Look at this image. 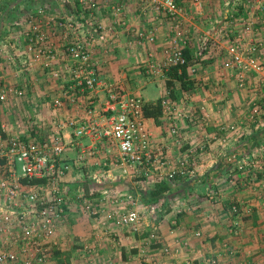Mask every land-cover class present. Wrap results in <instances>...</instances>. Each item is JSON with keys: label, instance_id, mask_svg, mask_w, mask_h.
<instances>
[{"label": "crops", "instance_id": "0c3cea01", "mask_svg": "<svg viewBox=\"0 0 264 264\" xmlns=\"http://www.w3.org/2000/svg\"><path fill=\"white\" fill-rule=\"evenodd\" d=\"M78 2H1L0 40L5 46L0 49V83L26 87L28 91L22 99L11 96V101L0 108L11 133H30L26 120L31 116L33 128L41 130L39 138L45 139L59 117L66 115L65 109L60 115L54 107V100L63 94L65 81L53 76L52 69L45 66V56H35L26 49V32L39 23L48 44L60 55L51 66L59 67L66 56L62 38L49 17L56 13L82 16ZM200 2L182 0L181 28L187 42L179 40L191 60L187 71L194 86L184 90L181 82H176L179 98H187L188 110H192L188 117L181 118V133L188 140L187 146L204 148L200 175L173 180L159 174L124 178L117 167L110 165L115 149L108 151L99 144L95 145L97 153L91 154L89 149L95 141L76 138L70 127L65 128L64 155L71 164L63 183L67 211L44 264H264V173L255 176L250 168L236 169L223 157L221 145L225 135L229 150L240 155L264 145V115L256 123L249 118L253 101L264 98V71L249 72L246 86L241 87L235 71L224 66L231 59L228 47L237 38L248 47L256 44L264 58V0ZM146 3L101 0L94 11L96 20L119 34L94 46L93 54L105 81L143 96L146 102H157L164 96L173 98L166 85L168 72L164 77H151L145 71L149 63L166 60L175 22L166 17L156 20ZM249 22L251 31H246ZM154 27L155 42L140 39L138 31ZM205 40L207 45L202 48ZM28 57L32 62L24 70L23 61ZM27 79L29 86L25 84ZM99 93L105 98L104 89ZM74 111L70 109L67 115L74 116ZM147 124L158 141L168 137V125L162 116L147 117ZM232 124L235 129L227 127ZM178 149L176 145L169 149L173 161L180 155ZM163 179L170 183V190L157 202H146L145 194ZM106 189L108 194L104 193ZM233 205L239 211L231 209ZM118 207L122 211L115 214ZM131 214L133 220L142 217L138 230L121 221V217ZM166 247L174 252L166 253ZM215 258L217 262L213 263Z\"/></svg>", "mask_w": 264, "mask_h": 264}, {"label": "built area", "instance_id": "2783aa9c", "mask_svg": "<svg viewBox=\"0 0 264 264\" xmlns=\"http://www.w3.org/2000/svg\"><path fill=\"white\" fill-rule=\"evenodd\" d=\"M100 1L79 0L82 16L77 13L76 16L49 17V23L62 38L63 55L66 56L59 67L51 66L60 55L48 44V36L39 23L32 24V31L26 32L29 41L26 49L35 56H45V66L52 69L54 77L65 81L63 94L54 100V107L60 115L65 109L66 115L59 117L47 138L41 139V130L33 129L35 125L27 130L30 133H11L0 113V264H44L52 250L54 236L66 215L68 196L63 183L71 169L64 155L67 148L64 131L67 127L72 129L76 138L95 141L92 149H89L91 154L97 153L95 145L98 147L99 144H103L108 151L115 149L116 155L110 165L117 167L124 178L159 174L173 180L177 177L195 179L200 175L199 160H202L204 148L198 150L187 146L188 140L180 128L181 118L192 113V110H188L187 98L164 96L161 99V116L167 122L168 137L160 142L147 124L144 111L147 102L144 97L102 77L93 48L119 33L96 20L94 11ZM189 1L201 4L200 0ZM146 5L155 12L156 20L166 17L175 22L166 60L163 63H149L146 75L164 77L172 66L190 65L191 60L179 42H187L181 28V15L184 12L182 0H147ZM39 12L44 13L43 10ZM261 12L264 16V6ZM251 26L252 22H249L245 29L249 30ZM156 32L157 28L154 27L147 32L138 31V36L152 43L156 41ZM205 45L206 40L202 48ZM4 46L0 40V49H4ZM258 49L256 44L246 46L239 38L228 47L231 59L224 66L235 71L241 87L246 86L249 72L264 71V58ZM23 62L26 65L24 70H28L32 59L28 57ZM192 71L195 72L193 66ZM100 89L105 90V98L101 97ZM24 92L22 87L0 83V108L11 101V96L21 97ZM70 109H75L74 116L67 115ZM194 112L197 110L194 109ZM262 115L264 98L253 101L250 121L256 123ZM227 127L236 128L233 124ZM228 142L229 138L225 135L221 140L222 155L229 164L242 171L250 168L255 176L264 173V145L240 155L235 150H229ZM171 145L179 148L180 155L175 161L168 153ZM19 160L23 163L21 168ZM34 179L41 181L32 184ZM104 193L108 194L109 189ZM231 209L239 211L237 205ZM121 211L118 207L114 212L119 214ZM121 221L130 223L132 229L138 230L142 217L137 216L133 220L131 214L121 217ZM233 231L237 232V229ZM164 250L168 254L174 252L169 247ZM211 261L216 263L217 258Z\"/></svg>", "mask_w": 264, "mask_h": 264}, {"label": "trees", "instance_id": "16d2710c", "mask_svg": "<svg viewBox=\"0 0 264 264\" xmlns=\"http://www.w3.org/2000/svg\"><path fill=\"white\" fill-rule=\"evenodd\" d=\"M183 51L185 53L186 50L183 49ZM187 68V64L180 66L177 65L172 66L168 71L169 77L167 79L166 85L170 96H172L173 98L179 99L181 95V92L176 87L177 81L181 82L182 88L184 90H189L194 86V80L189 77ZM144 111L147 117H153L155 119H158V117H160L162 114L161 100H158L157 102H147L144 106ZM40 181V179H34L31 181V183L37 184ZM167 190H170V183L164 179L160 180L156 184V187L154 189L150 190L149 193L145 194L144 199L146 202H157L160 196L163 195Z\"/></svg>", "mask_w": 264, "mask_h": 264}, {"label": "rangeland", "instance_id": "374dc122", "mask_svg": "<svg viewBox=\"0 0 264 264\" xmlns=\"http://www.w3.org/2000/svg\"><path fill=\"white\" fill-rule=\"evenodd\" d=\"M44 1H47V0H44ZM47 8V10L49 9L48 7H46ZM45 8V9H46ZM54 10H57V9H54ZM56 12H58V11H56ZM46 14H49L48 12H45ZM56 14H58V16L59 17H61V16H63V15H60L59 13H56ZM32 15H33V13H32ZM35 15V14H34ZM31 16V15H30ZM65 16V15H64ZM246 31H251L250 29L248 30H246ZM28 79L26 80V83L25 84H27L28 85ZM115 84V83H114ZM29 86V85H28ZM21 87V86H20ZM22 89H24L25 90V92H24V95L23 96H19V98H23V97H25L26 95H27V93H28V91H27V89H26V87H22ZM142 94L146 97V93H145V91H142ZM47 101H48V98L46 99ZM15 106H17L16 104H14ZM28 120H26L27 121V123H26V125H28L29 127H31L32 128V126L34 125V119H31V116L30 117H28L27 118ZM19 168H21V167H23V163H22V161L21 160H19Z\"/></svg>", "mask_w": 264, "mask_h": 264}]
</instances>
